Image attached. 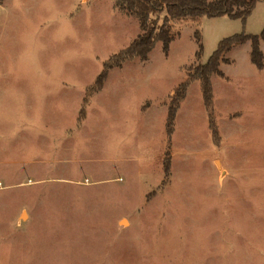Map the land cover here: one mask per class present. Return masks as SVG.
<instances>
[{"label": "rangeland", "instance_id": "rangeland-1", "mask_svg": "<svg viewBox=\"0 0 264 264\" xmlns=\"http://www.w3.org/2000/svg\"><path fill=\"white\" fill-rule=\"evenodd\" d=\"M3 2L0 264H264V41L261 69L247 42L210 77L215 138L198 81L166 132L189 68L225 38L259 35L264 0L244 21L171 20L167 53L158 42L108 70L85 104L137 19L114 0Z\"/></svg>", "mask_w": 264, "mask_h": 264}, {"label": "trees", "instance_id": "trees-1", "mask_svg": "<svg viewBox=\"0 0 264 264\" xmlns=\"http://www.w3.org/2000/svg\"><path fill=\"white\" fill-rule=\"evenodd\" d=\"M3 0H0V4ZM256 0H114V8L123 15L136 18L139 24L138 34L124 49L112 55L105 63L103 70L97 75L94 83L86 90L82 104L88 98L99 92L107 77L108 70L120 67L123 63L138 59L141 62L148 60L149 53L154 49L156 43L162 44V51L168 52L170 43L174 40L171 20L188 21L200 18L227 17L229 19H241L244 21L253 9ZM198 36V33H195ZM260 41H264V29L259 35L236 34L221 40L216 50L212 53L206 63L190 67L186 73L184 82L178 85L170 99L167 110L166 132L168 137L173 132L174 119L180 103L185 98L189 83L198 81L200 85L202 100L208 115V126L211 137L216 136V124L212 102V88L210 77L216 75L225 78L220 71L221 64H228L225 58L232 48L245 43H250V62L256 68L263 67V54L260 50ZM201 46H198L196 54L199 56ZM85 117L84 109L78 113V122ZM165 171L169 168V161H164Z\"/></svg>", "mask_w": 264, "mask_h": 264}, {"label": "crops", "instance_id": "crops-1", "mask_svg": "<svg viewBox=\"0 0 264 264\" xmlns=\"http://www.w3.org/2000/svg\"><path fill=\"white\" fill-rule=\"evenodd\" d=\"M7 1H9V0H4V2H7ZM4 2H3V3H4ZM113 6H114V5H113ZM0 9H2V4H0ZM104 83H105V81H104ZM103 85H104V84H103ZM102 88H103V87H102ZM83 120H84V119H83ZM83 120L81 121V122H82V123H81L82 125H81L80 129L83 127Z\"/></svg>", "mask_w": 264, "mask_h": 264}]
</instances>
